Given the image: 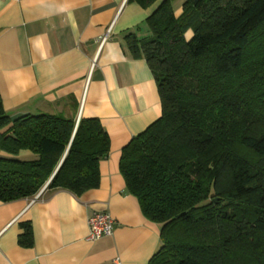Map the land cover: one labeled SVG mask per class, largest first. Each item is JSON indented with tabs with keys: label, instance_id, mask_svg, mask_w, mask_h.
Returning a JSON list of instances; mask_svg holds the SVG:
<instances>
[{
	"label": "trees",
	"instance_id": "1",
	"mask_svg": "<svg viewBox=\"0 0 264 264\" xmlns=\"http://www.w3.org/2000/svg\"><path fill=\"white\" fill-rule=\"evenodd\" d=\"M146 24L150 37L129 33L125 43L149 66L161 115L122 147L119 170L144 216L160 226L148 264H264V129L255 128L264 113L240 126L237 94L223 84L264 26V0H184L178 16L172 0H162ZM109 149L97 118L11 119L0 98V151L35 155L0 156V202L34 198L47 183L40 196L95 188ZM22 227L18 242L28 246L31 228Z\"/></svg>",
	"mask_w": 264,
	"mask_h": 264
},
{
	"label": "crops",
	"instance_id": "2",
	"mask_svg": "<svg viewBox=\"0 0 264 264\" xmlns=\"http://www.w3.org/2000/svg\"><path fill=\"white\" fill-rule=\"evenodd\" d=\"M162 0H0V98L11 119L50 114L97 118L109 137L97 187L76 195L0 202V264H148L160 226L141 211L119 170L120 152L161 115L154 76L125 38L151 36L146 19ZM174 15L181 13L179 6ZM192 32H186V39ZM32 159L29 150L17 156ZM107 212L113 233L88 239V218ZM23 224L32 242L19 244Z\"/></svg>",
	"mask_w": 264,
	"mask_h": 264
},
{
	"label": "rangeland",
	"instance_id": "3",
	"mask_svg": "<svg viewBox=\"0 0 264 264\" xmlns=\"http://www.w3.org/2000/svg\"><path fill=\"white\" fill-rule=\"evenodd\" d=\"M184 0H172L173 9L181 7ZM203 64V65H202ZM201 65L204 67L205 63ZM211 67V56H210ZM224 85L227 90L233 94H237L234 100V106L240 107L241 114L238 116V120H242V116L245 115L244 122L240 126L244 127L247 123L249 125L251 119L254 120V116H261L264 113V26L259 31L255 32L250 38L248 48L244 55V62L242 67L232 74L225 77ZM214 102H210V112L214 111ZM210 115V119L216 116ZM218 114V113H217ZM220 119L224 116L220 115ZM259 127H255L257 130L264 129V123H258ZM241 151V148H239Z\"/></svg>",
	"mask_w": 264,
	"mask_h": 264
},
{
	"label": "built area",
	"instance_id": "4",
	"mask_svg": "<svg viewBox=\"0 0 264 264\" xmlns=\"http://www.w3.org/2000/svg\"><path fill=\"white\" fill-rule=\"evenodd\" d=\"M114 224V219L107 212H93L88 218V239L96 240L111 235Z\"/></svg>",
	"mask_w": 264,
	"mask_h": 264
},
{
	"label": "water",
	"instance_id": "5",
	"mask_svg": "<svg viewBox=\"0 0 264 264\" xmlns=\"http://www.w3.org/2000/svg\"><path fill=\"white\" fill-rule=\"evenodd\" d=\"M103 158H106V156H104ZM47 185H48V183H47ZM47 185L41 190V192L39 193V195L42 194V192L45 190V188L47 187Z\"/></svg>",
	"mask_w": 264,
	"mask_h": 264
}]
</instances>
